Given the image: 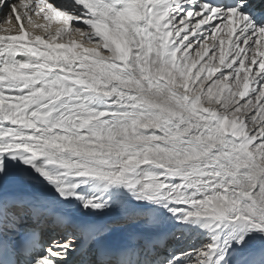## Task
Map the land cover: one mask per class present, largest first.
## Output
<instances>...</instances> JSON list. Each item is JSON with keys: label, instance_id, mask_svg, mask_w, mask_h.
<instances>
[{"label": "snow or ice", "instance_id": "1", "mask_svg": "<svg viewBox=\"0 0 264 264\" xmlns=\"http://www.w3.org/2000/svg\"><path fill=\"white\" fill-rule=\"evenodd\" d=\"M0 12V264H264V0Z\"/></svg>", "mask_w": 264, "mask_h": 264}, {"label": "bare ground", "instance_id": "2", "mask_svg": "<svg viewBox=\"0 0 264 264\" xmlns=\"http://www.w3.org/2000/svg\"><path fill=\"white\" fill-rule=\"evenodd\" d=\"M12 2L15 3L16 0H12ZM16 27H18V25H17V22L15 21V19H13L11 21H6L4 14L2 12H0V34H8L6 31L7 29L15 30Z\"/></svg>", "mask_w": 264, "mask_h": 264}]
</instances>
